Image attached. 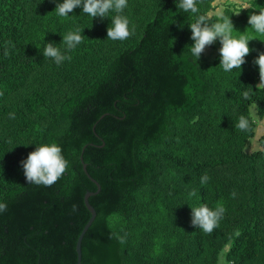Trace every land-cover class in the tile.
Listing matches in <instances>:
<instances>
[{"label":"trees","instance_id":"obj_1","mask_svg":"<svg viewBox=\"0 0 264 264\" xmlns=\"http://www.w3.org/2000/svg\"><path fill=\"white\" fill-rule=\"evenodd\" d=\"M241 1L197 0L194 14L180 0H127L119 14L134 33L113 41L115 11L62 17L64 0H0V264H74L86 192L95 217L80 264H264V131L245 150L251 111L264 116L254 63L264 34L248 23L264 0ZM200 15L252 39L240 69L225 72L220 53L192 55ZM77 30L83 41L67 51L63 37ZM47 43L71 59L46 58ZM52 143L66 171L51 186L27 183L20 162ZM202 204L226 209L211 234L191 222Z\"/></svg>","mask_w":264,"mask_h":264},{"label":"clouds","instance_id":"obj_2","mask_svg":"<svg viewBox=\"0 0 264 264\" xmlns=\"http://www.w3.org/2000/svg\"><path fill=\"white\" fill-rule=\"evenodd\" d=\"M79 6H82L83 13L93 18L100 17L103 19L108 16L110 10L117 13L111 20L112 26L107 29V38L110 40L123 41L134 33V27L131 31L129 30V19L119 14L127 7V0H64L62 4L57 5L56 9L60 16L66 17ZM177 7L184 12L194 14L199 12L197 0H180ZM247 8H252V6L247 3V0H244L241 9ZM208 19V16L200 15L195 23L189 25L192 33L191 39L194 41L191 47L192 55L199 60L206 46H211L214 41L219 39L222 45L219 49L221 57L220 65L223 70L229 72L234 68L240 69L241 65L245 63V56L251 51L249 41L252 39L243 35L239 38L233 37L234 25L229 18H223V22H216L214 24H209L207 22ZM248 23L256 33L264 34V11H259V14L252 13ZM63 41L66 44V50L71 51L82 43L83 36L77 30L64 36ZM7 54L5 52V55ZM43 55L46 58L54 59L57 65L71 59V56L63 54L52 43L46 44ZM254 63L259 67L260 78V82L256 85V88H264V53H260ZM2 94L0 93V95ZM249 96V92L243 93L244 99H249ZM10 115L14 118V114ZM236 128L246 131L249 128V120L244 116H240ZM20 163L27 183L44 186L54 184L66 171L68 166V161L62 155L61 147L55 143L36 147ZM208 179L207 175L201 177V183H207ZM190 195H196L195 191L191 192ZM7 207V203L0 202V212L7 211ZM225 211L226 209L223 205L218 204L215 209H211L206 204H202L199 207L192 208L191 222L205 233L211 234L215 228L219 227V222L223 218ZM235 234L238 236L240 234L239 230ZM118 239H120L121 243L124 242L122 238L118 237Z\"/></svg>","mask_w":264,"mask_h":264},{"label":"rangeland","instance_id":"obj_3","mask_svg":"<svg viewBox=\"0 0 264 264\" xmlns=\"http://www.w3.org/2000/svg\"><path fill=\"white\" fill-rule=\"evenodd\" d=\"M223 0H215V4L218 5L222 2ZM231 1H234V2H237L235 4L239 5L240 3H242L241 0H231ZM217 12V11H216ZM222 47V45L217 42V41H214L213 44L211 46H206L205 50H204V55L206 56V58L210 61L215 54L217 53H220L219 52V49ZM260 82V81H259ZM252 112V115H253V118H254V121H255V134L254 136L249 140L247 146L245 147V150L246 151H252V150H255L257 148H259V143L257 142V139H258V136H260L262 134V132L264 131V116L259 118L258 116L256 117L254 115V112ZM227 248V245L225 246V249ZM217 264H224L222 263V260L218 261Z\"/></svg>","mask_w":264,"mask_h":264},{"label":"water","instance_id":"obj_4","mask_svg":"<svg viewBox=\"0 0 264 264\" xmlns=\"http://www.w3.org/2000/svg\"><path fill=\"white\" fill-rule=\"evenodd\" d=\"M91 194H92L91 192H86L84 194V197H83L84 205H85L86 209L88 210L90 216H89L88 220L86 221V223L84 224L82 230L80 231V233H79V235H78V237L76 239V242H75L76 262L74 264H80V260H81V250H80L81 249L80 248L81 240H82V237H83L84 233L86 232V230L88 229V227L90 226V224L92 223V221L94 220V217H95V210L88 202V197Z\"/></svg>","mask_w":264,"mask_h":264},{"label":"crops","instance_id":"obj_5","mask_svg":"<svg viewBox=\"0 0 264 264\" xmlns=\"http://www.w3.org/2000/svg\"><path fill=\"white\" fill-rule=\"evenodd\" d=\"M230 1H231V0H230ZM233 2H234V1H233ZM219 9H220V8H219ZM219 9H218V10H219Z\"/></svg>","mask_w":264,"mask_h":264}]
</instances>
